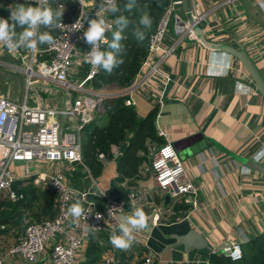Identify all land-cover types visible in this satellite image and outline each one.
Returning a JSON list of instances; mask_svg holds the SVG:
<instances>
[{
	"label": "crops",
	"instance_id": "obj_1",
	"mask_svg": "<svg viewBox=\"0 0 264 264\" xmlns=\"http://www.w3.org/2000/svg\"><path fill=\"white\" fill-rule=\"evenodd\" d=\"M201 1L206 18L200 27L206 39L235 48L237 43L241 44L264 78V8L261 7L264 0ZM17 6L0 3V18L8 19L11 9ZM61 16L63 20L69 18L68 12H62ZM20 31L17 27L16 32ZM193 35L195 39L183 37L182 40L171 33L167 36L166 44L175 45L176 49L162 65L164 77L153 82L154 89L150 86L147 93L134 95L133 108L139 118L157 108V134L172 146L193 136H199L203 146L206 143L198 154H190L186 143L179 146L181 151L178 152L197 189L198 205L193 208L191 199L183 197L180 202L170 199L166 206L165 193L156 187L150 172L134 181L133 187H129V181L125 180L120 186L127 188L128 196L136 193L134 201L127 198L129 208H126L125 215H130L135 208H142L148 216V228L136 232L126 250L116 248L119 264H140L146 253L154 256L153 264H209L211 255L225 254L231 242L244 245L264 230V176L231 156L254 160L257 151L263 147L264 99L234 57L206 49L195 33ZM22 65L14 51L0 47V95L15 102H20L24 95V83L16 76L20 74ZM86 70L83 64L75 66L70 83H79ZM75 77L80 79L73 82ZM38 85L32 86V91L28 92V106L58 108L63 105V92L61 102L54 96L62 88L40 83L41 91ZM113 90L117 87L106 89ZM76 93L82 92L71 91V101L85 96ZM106 160V163L100 162L104 173L102 184L99 183L102 189L103 183L107 186L105 188H109L117 177L115 159ZM257 162L264 165V158ZM71 173L75 177L83 174L80 166ZM183 204L189 209L185 212L181 207L179 214L184 215L174 219L177 214L174 207ZM156 212L160 219L155 225L152 218ZM25 225L26 221L22 227L1 225L5 229H0V257L5 256L7 264H29L18 256L7 255V250L22 235ZM115 232L119 234V229ZM110 235H91L90 239L98 240L101 246L99 255H96L98 259L92 264H98L112 246ZM87 247L88 244L77 254L75 264H89ZM37 264L52 263L48 255H44Z\"/></svg>",
	"mask_w": 264,
	"mask_h": 264
},
{
	"label": "built area",
	"instance_id": "obj_2",
	"mask_svg": "<svg viewBox=\"0 0 264 264\" xmlns=\"http://www.w3.org/2000/svg\"><path fill=\"white\" fill-rule=\"evenodd\" d=\"M119 1L116 0L117 5ZM0 3L43 7L54 4L55 9L69 14L68 19H61L52 28L54 40L46 44L43 51L38 48L29 53L14 51L23 64L20 74L23 75L24 95L20 102L0 95V194L5 196L0 197V202L16 203L23 199V194L14 189L16 183H22L23 186L31 183L39 189L55 192V216L40 221H26L22 235L9 247L7 255L18 256L29 264H37L44 255H48L52 264H75L77 254L88 244L91 235L117 231L126 213L125 201L107 196L84 164L82 134L86 126L108 110L104 104L106 100L124 96V105L133 107L134 95L147 93L150 86L154 89L153 82L164 77L163 63L176 49L175 45L166 44L167 36L171 33L179 40L183 37L195 39L194 32L187 20L178 14L180 7L187 14L185 1L168 0L154 32L149 36L146 56L131 85L121 91H106V88L97 90L105 94L99 100L85 95L71 101V91L96 94L92 81L101 69L96 70L84 61V56L91 48L85 42L83 33L89 20L103 18L107 26L105 37L110 41L116 26L113 15L105 11L106 5L102 6L101 0H43L42 5L40 0H0ZM190 6L194 23L201 26L206 18L202 1L190 0ZM107 44L101 41L100 50ZM79 47L81 49L78 50ZM82 64L87 67L83 78L79 83H70L75 66ZM40 83L62 88L65 101L61 107L27 105L29 90ZM87 84L89 88H85ZM25 127L29 129L25 130ZM110 153L114 159L120 155L115 146H111ZM98 159L101 163L107 161L103 153L98 154ZM78 166L89 179L86 184L83 178L85 186L81 189L75 188L68 180V175L75 172ZM31 167L34 173L30 172ZM140 172H150L156 187L174 202L189 197L193 208L197 207V189L171 144L154 147L150 164H143ZM128 198L134 201L136 193H130ZM75 202L82 205L87 213L85 217L75 219L67 215V209ZM97 214L102 219H97ZM159 219V213L156 212L152 223L156 225ZM0 229H5V226H0ZM224 252L232 262L243 258L242 245L237 241L231 242ZM153 257L151 253L144 254L140 264H153ZM5 259V256H1L0 264H7ZM98 264H119L117 249L113 246L107 249Z\"/></svg>",
	"mask_w": 264,
	"mask_h": 264
},
{
	"label": "trees",
	"instance_id": "obj_3",
	"mask_svg": "<svg viewBox=\"0 0 264 264\" xmlns=\"http://www.w3.org/2000/svg\"><path fill=\"white\" fill-rule=\"evenodd\" d=\"M125 3L126 0L119 1L120 12L116 14L124 15L130 21L128 27L122 33L124 39L121 44L124 46V53L121 57H118L123 60V63L115 67L111 73L101 69L98 76L92 81V86L96 90L116 86L117 90L121 91L131 85L146 56L149 36L154 32L157 22L168 5V0H136V7L131 12L124 11L123 5ZM144 13L151 17L152 24L150 30H145L144 41L138 43L133 36V29L140 27L139 20ZM113 18L115 19V16ZM38 32H49L52 36L55 35L52 28L44 26H40ZM111 40L112 35L109 42ZM45 47L46 44H38L37 46L40 51H43ZM101 50H108V44ZM124 101V96L105 101V108H108V110L94 122L87 125L84 130L87 138L82 143V154L84 164L95 176L103 169L98 154L103 153L107 159L111 160L113 158L110 153L111 146L119 148L120 155L115 158L117 177L111 181L106 194L113 199L125 201L126 208H129V204H127L128 190L121 187L120 184L128 180V186L133 187V182L143 175L140 172V167L145 163H150V155L146 144L150 143L160 147L166 142L164 138L157 134L155 128L157 108H153L145 117L139 118L134 108L125 106ZM104 118L107 122L102 128H99L97 122L102 121ZM80 177L83 179L84 175H77V180ZM80 179L78 184L74 185L75 188L80 187L81 189L83 187L84 183H81ZM14 189L23 194V199L16 203L0 202V226L22 227L24 221L29 219L40 221L55 216V192L42 191L32 184L22 186L21 183H16ZM94 199L98 204L100 203L96 198ZM181 207L185 212L189 209V206L184 204L183 206L174 207L177 213L174 219L184 215L183 213L179 214ZM100 251L101 246L98 240L90 239L87 247V254L90 256L89 264L98 259L96 255H99ZM242 252L243 258L237 262L230 261L225 254H212L209 264H264V230L260 236L252 238L242 245Z\"/></svg>",
	"mask_w": 264,
	"mask_h": 264
},
{
	"label": "clouds",
	"instance_id": "obj_4",
	"mask_svg": "<svg viewBox=\"0 0 264 264\" xmlns=\"http://www.w3.org/2000/svg\"><path fill=\"white\" fill-rule=\"evenodd\" d=\"M41 5L43 0H40ZM105 11L113 16L116 30L112 33V40L108 42L105 37L107 26L103 18L91 19L88 21V27L83 33L85 42L90 46L91 51L86 53L84 61L90 63L96 69H103L107 73H111L115 67L123 63L121 58L124 53V46L121 41L124 39L122 33L128 27L130 21L124 15H116L120 12V7L116 0H101ZM136 7V0H126L123 5L124 11L131 12ZM264 8V4L261 5ZM62 11L54 12L50 7L43 6H25L18 5L15 9H11L8 19L0 18V47L7 48L9 51H16L21 48L35 50L38 44H51L54 40L49 32L39 33L40 26L53 28L58 21H61ZM11 21V23L9 22ZM152 24L151 17L144 13L140 20V27L133 29V36L138 43H142L146 36L145 30H150ZM19 27L21 31L16 32ZM104 41L108 43V50H100V43ZM264 158V148L260 149L254 160L260 161ZM246 171V169H245ZM111 209L109 210V214ZM84 208L79 202L73 203L67 209V215L78 219L86 216ZM97 219L102 217L97 214ZM119 234L113 232L109 236V243L117 249L126 250L130 247L134 234L148 228V216L142 208H135L130 215H125L123 221L118 225Z\"/></svg>",
	"mask_w": 264,
	"mask_h": 264
},
{
	"label": "water",
	"instance_id": "obj_5",
	"mask_svg": "<svg viewBox=\"0 0 264 264\" xmlns=\"http://www.w3.org/2000/svg\"><path fill=\"white\" fill-rule=\"evenodd\" d=\"M184 1H185V11L187 13L186 20L192 27V31L195 33L196 37L198 38L202 46L213 52L226 53L234 57L246 70L248 75L251 77L256 90L260 93V95L264 99V78L261 75L256 64L246 53L244 47L239 43L236 44L237 47L235 48L233 46L226 44H215L209 42L204 35L203 29L194 23V20L190 14V10H191L190 0H184ZM198 137L199 136H193L185 140L179 141L178 143L173 145V148L178 153L179 151H181V149H179V146H182L184 143H186L188 144L190 154H198L199 152H201L200 150H202V148L206 147V143L204 142V146H203L202 144L203 141L199 142L200 139H198ZM231 156L235 160L240 162L242 165L246 166L248 169H251L264 176V165L258 163L255 160L243 159L236 155H231ZM180 157L182 158V156ZM169 201H170V197L167 194H165L164 204L167 206Z\"/></svg>",
	"mask_w": 264,
	"mask_h": 264
},
{
	"label": "rangeland",
	"instance_id": "obj_6",
	"mask_svg": "<svg viewBox=\"0 0 264 264\" xmlns=\"http://www.w3.org/2000/svg\"><path fill=\"white\" fill-rule=\"evenodd\" d=\"M48 7H50L54 12H56V11H58L57 9H55V7H54V5L53 4H51V5H49ZM178 14L182 17V19H186V15H185V13H184V10L182 9V7H180L179 9H178ZM61 18H62V16H61ZM169 30L171 31L172 30V23L170 24V26H169ZM20 51H22V53H29V49H25V48H21V49H19ZM16 75V74H15ZM20 75V76H19ZM19 75H16L17 76V78L20 80V82L22 83V81H23V75H21V74H19ZM80 78L79 77H75L74 78V80H73V82H76L77 80H79ZM38 89L39 90H41L42 91V87H41V85L39 84L38 86ZM90 87V85L89 84H87L86 86H85V88H89ZM116 87V86H115ZM106 89H108V90H111V88H114V86L113 87H105ZM32 90H30V92H31ZM101 91V90H100ZM42 93V92H41ZM94 93H96V94H86V93H76V94H78V95H86V96H89V97H91L92 99H95V100H99L100 99V97H102V96H104L105 94L103 93V92H99L98 93V91H96V92H94ZM122 93V92H121ZM124 93V92H123ZM74 96L73 97H75V94H73ZM47 96H49V95H47ZM54 96L55 97H57L58 99H56V100H58V101H62L63 100V96H62V91H61V89H58L57 90V92L54 94ZM99 116H97L96 117V119L98 118ZM95 119V120H96ZM94 120V121H95ZM106 122H107V120L104 118L102 121H98L97 122V125L99 126V128H102L105 124H106ZM27 129H29V128H27V127H25V130H27ZM86 138H87V136L85 135V133L84 134H82V143H84L85 142V140H86ZM146 146H147V151H148V154L150 155V161H151V156H152V150H153V148L154 147H157V146H154V145H152V144H150V143H148V144H146ZM119 149V148H118ZM177 155H178V157H179V159H180V156H179V154L177 153ZM110 160V159H109ZM181 160V159H180ZM182 162V161H181ZM150 163H146V165H149ZM34 168L33 167H31L30 168V172L31 173H34ZM103 173V169L99 172V173H97L95 176H94V178H95V180H96V182H97V184L99 185V187L101 188V186H100V184L99 183H101L102 184V178H101V176H103L104 175V173ZM147 174H150V173H147ZM84 175V182L87 184L88 183V181H89V179L86 177V175L85 174H83ZM68 180L71 182V184L72 185H77L78 184V180H77V178L74 176V174L73 173H70L69 175H68ZM108 182H110V181H108ZM109 184V183H108ZM103 187L105 188V187H107V186H105L104 185V183H103ZM102 189L103 191H107L109 188H105V189ZM77 189H80V187L79 188H77ZM40 190H42V191H49V190H47V189H44V188H41ZM0 197L1 198H5V196L3 195V194H0Z\"/></svg>",
	"mask_w": 264,
	"mask_h": 264
}]
</instances>
